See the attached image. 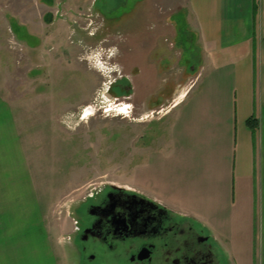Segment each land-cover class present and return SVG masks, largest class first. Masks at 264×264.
<instances>
[{
	"label": "crops",
	"instance_id": "crops-1",
	"mask_svg": "<svg viewBox=\"0 0 264 264\" xmlns=\"http://www.w3.org/2000/svg\"><path fill=\"white\" fill-rule=\"evenodd\" d=\"M170 11L184 23L151 12L130 34L133 149L152 157L159 189L148 198L192 219L227 264H264V0H174ZM0 264H58L1 87Z\"/></svg>",
	"mask_w": 264,
	"mask_h": 264
},
{
	"label": "rangeland",
	"instance_id": "rangeland-1",
	"mask_svg": "<svg viewBox=\"0 0 264 264\" xmlns=\"http://www.w3.org/2000/svg\"><path fill=\"white\" fill-rule=\"evenodd\" d=\"M173 8L174 0H0V87L13 106L58 264H76L69 238L85 206L110 184L146 198L159 192L147 168L152 157L133 149L129 47L131 27L149 22L148 13L184 23ZM106 89L105 98L125 109L109 116L97 110ZM87 105L97 111L82 119ZM148 141L145 134L137 145Z\"/></svg>",
	"mask_w": 264,
	"mask_h": 264
},
{
	"label": "flooded vegetation",
	"instance_id": "flooded-vegetation-1",
	"mask_svg": "<svg viewBox=\"0 0 264 264\" xmlns=\"http://www.w3.org/2000/svg\"><path fill=\"white\" fill-rule=\"evenodd\" d=\"M69 242L76 264H227L222 249L183 216L111 184L85 206Z\"/></svg>",
	"mask_w": 264,
	"mask_h": 264
},
{
	"label": "built area",
	"instance_id": "built-area-1",
	"mask_svg": "<svg viewBox=\"0 0 264 264\" xmlns=\"http://www.w3.org/2000/svg\"><path fill=\"white\" fill-rule=\"evenodd\" d=\"M109 84H110V82H109ZM107 90L108 89H106L104 92H102V94H101V98H103V100H101L102 102L103 101H105L106 102V104H103V105H99L98 107H97V110H99V109H101L103 112H104V114L106 115V116H109L110 115V112H112V111H118V110H115L116 109V107L117 108H119V106L121 105L120 104V102H118V98H111L110 100H107V99H105V95L107 94ZM116 102H118V103H116ZM90 109L91 111V115H93L97 110H96V107L94 106V105H87V106H85L84 108H83V110H82V119L86 116H91V115H89L90 113L88 112V115H87V112H86V110L87 109ZM118 112H120V111H118Z\"/></svg>",
	"mask_w": 264,
	"mask_h": 264
},
{
	"label": "bare ground",
	"instance_id": "bare-ground-1",
	"mask_svg": "<svg viewBox=\"0 0 264 264\" xmlns=\"http://www.w3.org/2000/svg\"><path fill=\"white\" fill-rule=\"evenodd\" d=\"M105 99H106V98H105ZM108 100H109V99H108ZM119 107H120V106H119ZM121 109H122V108H121ZM121 109H119V108L116 107L115 110H119V111H120ZM123 109H125V108H123ZM123 109H122V110H123ZM90 111H91V110H90L89 108L86 110L87 115H88V112L90 113L89 115H91V112H90ZM120 112H121V111H120Z\"/></svg>",
	"mask_w": 264,
	"mask_h": 264
},
{
	"label": "trees",
	"instance_id": "trees-1",
	"mask_svg": "<svg viewBox=\"0 0 264 264\" xmlns=\"http://www.w3.org/2000/svg\"><path fill=\"white\" fill-rule=\"evenodd\" d=\"M247 123H248V125L250 126L251 129H254L255 128V126L251 125V122L250 121H248Z\"/></svg>",
	"mask_w": 264,
	"mask_h": 264
}]
</instances>
